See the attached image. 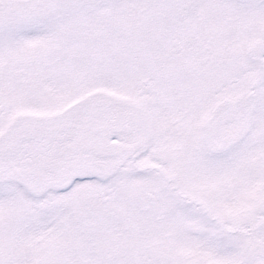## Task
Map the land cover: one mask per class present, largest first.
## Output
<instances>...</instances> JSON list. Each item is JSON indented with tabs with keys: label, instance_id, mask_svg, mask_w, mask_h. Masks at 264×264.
<instances>
[{
	"label": "snow or ice",
	"instance_id": "6c2138e0",
	"mask_svg": "<svg viewBox=\"0 0 264 264\" xmlns=\"http://www.w3.org/2000/svg\"><path fill=\"white\" fill-rule=\"evenodd\" d=\"M0 264H264V0H0Z\"/></svg>",
	"mask_w": 264,
	"mask_h": 264
}]
</instances>
